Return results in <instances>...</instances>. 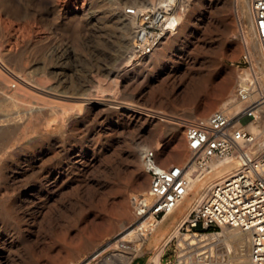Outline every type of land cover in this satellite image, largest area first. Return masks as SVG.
Returning a JSON list of instances; mask_svg holds the SVG:
<instances>
[{"label": "rangeland", "instance_id": "rangeland-1", "mask_svg": "<svg viewBox=\"0 0 264 264\" xmlns=\"http://www.w3.org/2000/svg\"><path fill=\"white\" fill-rule=\"evenodd\" d=\"M199 1L200 8L195 5L197 0L186 1L189 4L183 20L190 25L187 27L190 36L185 42L178 43L175 57L167 60L168 63L164 62L157 71L151 66L137 71L135 79L127 85L115 86L113 81V72L129 65V53L123 43L125 32L118 25L117 17L132 4L141 5L143 0H0L1 61L10 72L17 71L32 79L46 75L51 82L57 84L59 91L81 95L91 90V97L108 94L109 98L105 101L109 107L135 105L144 115H156L174 123H178L176 118H186L187 115L205 118L220 110L219 107L206 110L213 95L229 81L233 82L231 95H235L239 85L238 73L244 70L250 73L254 67L251 61L245 63L242 59L244 54L248 55L242 33L250 22L249 17L240 21L239 10L233 5L222 7L225 11L221 14L212 0ZM181 2L182 0H176V5ZM142 8H146L144 4ZM221 16L227 19L226 22L233 23V29L228 33ZM133 37L134 35L130 37L129 48ZM236 46L241 47V53L234 57ZM132 67H136V64H132ZM0 72L1 76L8 71L0 68ZM0 87L2 98L6 88L1 83ZM92 113L89 114V119L66 127L63 145L68 149L69 156L66 157L67 152L62 151L54 163H46L45 171L58 170L62 179L58 181L60 191L45 206L36 198L31 201L23 199L27 190L39 181L34 173L7 188L0 184V205L12 207L13 210L11 225L0 220V243L5 242L6 245V249L0 254L3 264H87L110 243L116 242L138 226L135 221H128L124 224L128 230L122 235L118 236L123 230L120 227L110 235L106 233V228L117 217L119 198L127 193L131 201L140 193L137 192L133 165L126 158L128 146L143 143L151 145L149 148L153 149L161 138L170 148L174 139L170 136L166 138L161 127L144 126L135 134L133 144L130 132L138 129L142 121L135 124L133 117L113 109L102 112L95 110ZM85 115L82 113V118ZM181 132L186 144L183 130ZM8 150L9 147L0 150V159L6 158ZM162 158L159 152L158 161L162 166L180 164L177 159L167 161ZM229 172L231 171L227 173ZM142 185L145 190L149 186L147 174ZM195 204L187 202V212ZM186 208L176 214L167 233L176 230ZM38 211L41 213L40 217H37ZM114 236L118 237L111 240ZM171 236L172 233L166 239L164 237L152 250L148 249L147 243L143 244L137 253H133L130 264H148L150 253H158V264L172 259L175 240L164 247ZM91 239H96L98 243L86 244ZM131 241L126 245L130 246ZM246 253L248 255V249ZM219 258L224 264L232 263L227 257Z\"/></svg>", "mask_w": 264, "mask_h": 264}, {"label": "bare ground", "instance_id": "bare-ground-1", "mask_svg": "<svg viewBox=\"0 0 264 264\" xmlns=\"http://www.w3.org/2000/svg\"><path fill=\"white\" fill-rule=\"evenodd\" d=\"M186 1H190V0H186ZM186 1L182 0L181 6L184 8L182 10H177L174 13L173 17L169 19L168 25L171 26L174 24L175 26L173 31H171L170 33H164L160 40L158 48L154 51V53L151 56H149L146 60L141 62L133 61L132 46L131 48H129V41L131 40L130 37H132L133 35L135 37L137 31V22L135 18L126 15L124 11L122 14H120L117 17L118 25H120L123 31L125 32V34H123V43L125 45V50H128L129 53L128 56L129 65L125 66L124 68H121L118 71L113 72V75L115 77V79L113 78L115 86L118 84L127 85L128 83L131 82V80L135 79V76L138 74L137 71H142L144 70L145 67L147 68L151 66L153 67V69H156L157 71V69H159L164 62H166L167 60H171L172 59L171 57L173 56L175 57L176 54L175 49L178 43L185 42L187 38L190 36L189 30H187L189 23L188 21L183 20L189 4ZM212 1L214 2V6L217 9H219V12L221 14L224 13L225 11L223 10L222 7L233 5L235 6L236 9L239 10L240 21H243L246 18L248 19V17L250 19V22H248V26L243 30L242 35H243L244 46L248 54L247 56L249 58V62L250 61L252 62L254 68L250 71V73L249 71L246 70L238 73L237 76H238L239 85H237L235 95L233 96L231 95L233 90V82L229 81L226 84H224L221 90H219L215 95H213V97L208 101L206 107L207 111L219 107L220 110H225L228 113V115L233 117L239 114L246 106H248V104L258 99V95L264 96V55L260 50L258 40L255 34V30L253 27L249 2H247L246 0H223V3L221 4L220 0H212ZM172 2L173 0H168V1L158 0L157 2H155V0H143L142 4L139 6L137 3H134L132 5L135 8L141 10L144 9L142 8L143 4L144 7H147V6H154L157 4L159 5L162 3L171 4ZM196 3L197 4L195 3L194 4L197 5L198 8H200V1L197 0ZM193 10L196 11V9ZM221 18H223L222 24L225 25L226 32L227 33L230 32L233 29V23L231 21L226 22L227 19L225 20V18L222 16ZM115 19L116 18H114V20ZM240 51H241V47L236 46L233 56L235 57L236 55L241 53ZM179 52H181V50ZM168 56L170 57L168 58ZM1 59L3 60V57L1 58L0 56V68L8 72L6 75H4L3 73V75L0 76L1 77L0 83L3 84V86L6 88V90L4 91V97L0 98V113H2V116L0 117V150L5 149L6 147H9L10 150H8L9 152L5 151V153L7 152V156L5 155L6 156L5 159H0V184L7 188L17 182L20 183L21 179L27 176L28 174L34 173L35 176L39 178V181L34 186L30 187L27 190V194L23 197L25 201L28 200L31 201V199L36 198L39 199L40 203L44 204L45 206V204L48 203L50 199H53L55 195L60 191L61 187L58 186V181L61 178V173L58 170H57L58 172L57 171L54 172V169L45 171L46 163H50V164L54 163V161L58 159L57 158L58 154L61 153L62 151L65 153L67 152L66 157L69 156L68 149H65L66 146L64 147L63 145L64 144L63 140L66 139L65 137L66 127H71L76 123L89 119V114H91L95 110L102 112L103 110L113 109L121 112V114L123 115H128L130 117H133V119L136 120L134 121L135 124L140 123L142 121V123H140L141 125H138L139 126L138 129H134L133 131L130 132V136H131L130 141H132L133 144H134L133 138L135 134H137L138 130L142 129L144 126H147L148 128L161 127L162 131H164L166 135V138L170 136L171 138L174 139V143L170 148L167 147L166 142L164 140H161V138L159 142L156 143L155 148H153L156 152V160L158 164L161 166L162 164H160L158 161L159 152H161L162 157L167 161L169 160L171 161V159L173 160L177 159L180 163L177 165L180 166L185 165V163H187V161L192 156V152L189 150L188 146H186L187 141L185 144L182 134H180L183 128L179 123L168 122L165 119L156 115H149V114L144 115L135 108V105L122 104L119 105L118 107L117 106L109 107L105 101L109 98L108 94L107 95L101 94L100 96L97 97L94 96L91 97L92 95L90 94L91 90L90 91L88 90L89 93H85L81 95H74L69 92H63L64 90L59 91L56 87L57 84L55 85L53 82H51L48 79L49 77L47 78L46 75L32 79L30 77L23 76L17 71L16 72L14 71L15 73H13L12 71L10 72L9 70L6 69ZM132 64H136V67H132ZM53 72L55 73V71ZM58 80H60V78ZM256 91L258 92L256 93ZM225 100L227 102L224 103ZM82 113L86 114L85 117L83 118H82ZM186 117L193 118L196 116L187 115ZM131 121L133 122V120ZM134 127H136V125L133 126L132 128ZM237 127L242 131L249 133L250 136H252L253 138V143L250 145H244V146L242 145L241 148L235 150V152L232 155L227 156L223 159L211 160L207 164L206 169H198L196 166L193 165L191 167L192 170H191V176H190L188 188L184 197L182 198V200L174 210L164 215L161 218V220H159L156 224L154 223L151 216H148L144 219H140L136 214V207L134 206V202L132 200L130 201V198H128L127 193L123 195L121 194L122 195L121 198L118 197L120 199V202L116 211L117 217L113 219L109 227L106 228L107 229L106 233L110 235L114 232V230L117 227H120L119 229H123V230L119 233L118 236L122 235L128 230V227L126 228L124 227V224L127 223L128 221H132V222L135 221V223H137L138 226L133 231L131 230V232L127 233L124 237L122 238L120 237V239H118L116 242H113L112 244L108 243L109 245L102 252L98 253L93 259L91 258L92 260L90 261L88 260L89 262L87 264H130L133 253L135 252L137 253V251H139V249L143 247V244L147 243L148 249L152 250L153 248H156L158 246L159 242L164 237H165L164 239H166L167 236L170 235L171 233H172L171 238L173 236H177L178 240L180 241L189 240V238L192 239L191 237L188 236L182 238L177 234L178 226L184 220L187 219L191 211L190 210L189 212H187L186 203L195 202L196 203L195 206H196L198 202L205 195L209 186L214 181L224 178L234 173L235 171L239 170L242 165V153L250 158H254L258 156V154L264 148V135H262V132H264V102L256 109L254 118L247 119L244 122L238 123ZM150 146L151 145L148 144L146 145L143 143L137 144L134 147L132 145L128 146L129 151L126 158L134 166V167L132 166V168H134L133 176L137 181L135 182L137 183V187H138L137 192L140 191V193L145 191V188H143L142 185V181L146 180V174H147L143 164V155L148 149H150L149 148ZM228 171L231 172L227 173ZM25 178L27 179V177ZM5 187L3 189H5ZM86 199H88V197ZM195 206L193 208H195ZM11 208L8 206L0 205V220L6 221L7 224L11 223V218L13 213V210ZM41 208H43V206H41ZM183 208H186V210L183 214V217L181 218V222L178 223L176 230L167 233L170 229V226L173 224L174 220L176 219V214L184 210ZM40 214L41 213L38 211L37 217H40ZM116 237L114 236L111 240H113ZM97 238L99 237H96V239ZM96 239L88 240L86 241L87 242L86 244H94L97 242ZM129 240H132L131 242H129L131 245L127 246L126 244L128 243ZM203 240L206 241L205 245L208 248V251L210 252L211 264H217V263L224 264L222 262L223 260L221 261L219 260L220 259L219 257H227L229 261H232V263L229 264H248V255L246 253V249L249 248V244H248L247 234L235 229L223 228L221 232L217 234L207 235L206 237H204ZM14 246H16V244ZM5 249H6L5 242L0 243V254H2L3 250ZM158 262H159L158 253L157 254L150 253L148 264L151 263L158 264ZM0 264H3L2 259H0Z\"/></svg>", "mask_w": 264, "mask_h": 264}, {"label": "built area", "instance_id": "built-area-1", "mask_svg": "<svg viewBox=\"0 0 264 264\" xmlns=\"http://www.w3.org/2000/svg\"><path fill=\"white\" fill-rule=\"evenodd\" d=\"M166 3L141 10L130 6L124 10L137 22L132 44L134 62L144 61L151 56L163 34L175 28L174 24L168 25L169 19L184 7L181 3L176 5V0L171 4ZM249 4L255 34L264 55V0H249ZM242 59L249 63L246 54ZM263 102L264 96L258 95V99L233 117L225 110H216L205 118L176 119L184 130L192 156L185 165L163 167L158 164L154 149L145 152L143 164L149 186L132 198L137 216L140 219L151 216L156 224L174 210L184 197L193 165L206 169L211 160L223 159L242 145L252 144V136L239 129L237 124L254 118L256 109ZM223 228L247 234L248 264H264V148L254 158L242 153L240 169L209 186L203 198L177 228L180 237L192 239L180 241L173 236L164 247L174 239V254L164 264H211V255L203 239L221 232Z\"/></svg>", "mask_w": 264, "mask_h": 264}]
</instances>
